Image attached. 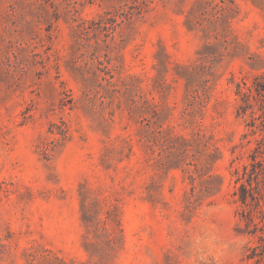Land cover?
<instances>
[{
	"label": "rangeland",
	"instance_id": "1",
	"mask_svg": "<svg viewBox=\"0 0 264 264\" xmlns=\"http://www.w3.org/2000/svg\"><path fill=\"white\" fill-rule=\"evenodd\" d=\"M255 162L264 0H0V264H264Z\"/></svg>",
	"mask_w": 264,
	"mask_h": 264
},
{
	"label": "clouds",
	"instance_id": "2",
	"mask_svg": "<svg viewBox=\"0 0 264 264\" xmlns=\"http://www.w3.org/2000/svg\"><path fill=\"white\" fill-rule=\"evenodd\" d=\"M189 243L191 264H224L227 249L212 230L194 232Z\"/></svg>",
	"mask_w": 264,
	"mask_h": 264
},
{
	"label": "trees",
	"instance_id": "3",
	"mask_svg": "<svg viewBox=\"0 0 264 264\" xmlns=\"http://www.w3.org/2000/svg\"><path fill=\"white\" fill-rule=\"evenodd\" d=\"M262 165L261 162H255L251 165V171L249 172L248 176L249 178L251 179L252 176L254 175V178L257 180V178H259L260 176H262L263 180H264V171L263 169H259V167ZM258 167V168H257ZM240 201L242 203H246V198H247V195H250L251 197L252 196V193H251V189H247L244 185H241L240 186Z\"/></svg>",
	"mask_w": 264,
	"mask_h": 264
}]
</instances>
